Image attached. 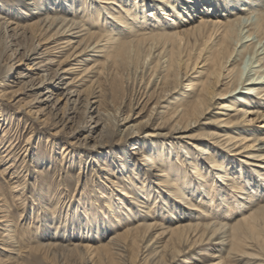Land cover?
<instances>
[{"label": "bare ground", "instance_id": "1", "mask_svg": "<svg viewBox=\"0 0 264 264\" xmlns=\"http://www.w3.org/2000/svg\"><path fill=\"white\" fill-rule=\"evenodd\" d=\"M96 1L100 2L101 9L92 7L91 0H25L22 6H17V3L0 5V76L11 74L15 83H21L23 92L32 96L35 113L50 117V124L61 130L75 120L79 104L83 101L84 118L76 121L69 136L75 138L86 132L83 137L86 140L96 133L92 146H103L102 140L111 130L125 125L121 139L135 140L131 153H135L146 167L142 169L138 165L137 168L135 161L128 164L130 156L117 158L119 164L116 167L120 173L117 171L112 175L108 172L109 176L102 177L105 181L100 179L103 183L100 198L106 210L104 216L91 218L92 210L98 207H90V211L84 207L83 212L88 215L83 222L74 221L72 217L68 221L72 228L70 236L74 231L80 237L88 236L92 233L89 227L92 222L96 229L114 231L113 235L108 242L98 246L85 242L82 245L74 243L73 248L80 246L88 255H94V260L99 259L96 264L106 253L116 254L128 244L133 249L136 245L148 264L180 262L181 257L192 249L198 251L195 260L201 255L205 264H264L262 133L247 139L248 135H243L245 131L238 128L233 130L238 133L228 136L221 131L205 132L206 141L202 136L192 137L197 142L188 143L191 152L185 145L177 147L170 142L145 146L136 140V132L141 128L136 130L129 125L131 116H121L120 107L114 115H109L97 106L99 94L96 93L100 87H94V81L87 85V89L74 87L77 85L74 77L84 80L94 65L100 66V73L112 76L117 84L119 81L125 83L123 79L129 69L141 67L144 72L150 71V78L156 75V82L162 84L161 101L175 93L184 78L189 81L187 93L192 94V100L174 109V118L170 119V131L180 133L178 138L186 137L184 131L199 124L215 99L224 115L229 116L228 111L231 110L237 119L247 114L263 117L264 42L257 45L264 39V13L251 0H197L198 3L196 0ZM85 4L90 5L89 10L83 7ZM115 6L119 7V15L114 14ZM21 11L29 18L24 20L20 17ZM121 12L125 15L122 16ZM169 14H173L172 18ZM82 17L100 19L101 25L112 17L116 23L110 21L111 29L95 34L84 27ZM65 50L68 53L64 59L57 61L56 68L52 69L56 54ZM95 52L98 54L93 55ZM246 53L251 55L249 63H243ZM91 55L96 57L93 64L83 62L92 60ZM35 58L41 59L30 65V60ZM70 58L75 62L71 63ZM66 61L69 62L67 68L64 65ZM201 63V68L206 67L207 73L198 85L199 81L195 83L190 77L193 73H197L195 79L201 76L202 70L197 71ZM22 64L26 65L24 69ZM78 67L81 69L74 77H65ZM217 121L231 122L228 117H218ZM160 133L152 132L150 136ZM256 141L261 143L260 146L256 151L247 152L246 158L231 152L252 149ZM170 148L176 160L180 150L190 158L195 154L196 162L189 166L192 169L182 167L186 155L183 159L179 157V161H183L179 165H169L172 163ZM154 153L160 154L153 157ZM197 154L201 156L197 157ZM148 174L154 181L148 179ZM231 194L241 206L239 211L243 212L239 217L229 219L220 216L211 206L217 201L227 207L231 204L228 201ZM235 195L240 197L235 198ZM79 203L82 206V201ZM203 203L206 206L204 210ZM201 210L205 212L203 216L199 213ZM4 216L3 230L13 231L10 221L6 220L9 215L3 214L0 218ZM43 217L46 221L55 219ZM5 235L11 247L3 250L8 253L18 254L16 250L24 249L29 243V238H26L24 246L20 244L15 248L18 246L15 234L7 232ZM100 236L101 232L97 231L96 237ZM48 246L60 245L50 242ZM106 259L111 261L108 256ZM90 260L93 261L91 256Z\"/></svg>", "mask_w": 264, "mask_h": 264}, {"label": "rangeland", "instance_id": "2", "mask_svg": "<svg viewBox=\"0 0 264 264\" xmlns=\"http://www.w3.org/2000/svg\"><path fill=\"white\" fill-rule=\"evenodd\" d=\"M24 1L0 0V5H15L17 3V6H22ZM251 1L256 2L255 4L259 6L258 9L264 13V0ZM91 3L93 5L92 7L101 9L100 2L91 0ZM196 3H198L197 0ZM89 4H85L83 7H87L89 10V6L91 5ZM114 8L117 9L114 14L119 15L117 12L119 7L115 6ZM11 15L14 16L13 13ZM19 15L24 20L29 18L24 15V11L19 12ZM76 15L80 18L78 13ZM121 15L124 16L125 13L121 12ZM172 16L173 14H169V18H172ZM115 20L109 17L108 22L105 21L101 25L100 19L93 20L89 17L81 19L84 27H88L89 32L95 34H102L105 30L111 29L112 25L110 21L114 22ZM123 20H126V18H123ZM123 35L125 36L127 34H122L121 36ZM26 40L29 42L28 39ZM254 40H256V37ZM263 42L264 39L260 43L258 42L257 47L262 45ZM261 50L262 48L259 51ZM67 53L68 51L66 52L65 50L62 54H56L52 69L56 68L57 61H62ZM97 54L98 52L93 53V55ZM250 56L246 53L243 63H249ZM94 58L96 57L91 55L90 59L92 60L83 62L93 64L92 61ZM40 59H31L29 64L31 65L34 60L39 61ZM68 61L64 63L65 68L69 66ZM71 61V63L75 62L74 60ZM200 65L202 63L198 65L197 71L202 70L201 76L195 79L194 77L197 73H193L190 77L195 83L198 80V85L207 73L206 67L202 69ZM21 67L24 69L26 65L22 64ZM243 67L245 68V64ZM80 69L81 67H78L76 71L68 72L65 77L67 79L74 77ZM149 74L150 71L144 72L141 67H133L124 76L123 80L125 83L119 81L117 84L112 79V76L102 75L100 73V66L95 67L94 65L92 72L84 80L76 78L77 76L74 77V82L77 84L74 87L80 86V89H87V85L94 81V87H100V91L96 93L99 94L97 97L99 100L97 106L109 115H114L117 112L116 109L120 107L121 116L126 114L131 116L129 125H133L136 130L141 128L136 132V138H138L136 140H140L145 146L149 145L153 147L157 144L170 142L172 144L175 143L177 147L185 145L191 152L188 143L192 141L197 142L196 138L192 137L202 136L206 141L207 137L205 132L221 131L228 136L238 133L233 131L238 128L245 131L243 135H248L247 139L257 137L260 133L264 135V129L262 128V125H264V116L255 117L253 114H247L237 119L231 110L228 111L230 112L229 116L224 115L223 110L218 108L220 104H217V102L219 101L215 99L209 105L210 110L204 114V118L200 119L199 124L187 128L184 131L187 134L186 137L178 138L180 133H171L170 131L172 124L170 123L172 122L170 119L173 120L174 118V115L172 116L174 109H179L181 105L189 104L192 100V94L187 93L189 91L187 90L189 81L182 78V83L177 87V91L167 95L168 98H163L164 100L160 101V96L163 94L160 89L162 88V84H158V81L156 82V75L150 78L151 74ZM0 82V216L8 214L9 216H7L6 220L10 221L11 227L14 229L13 231H4L2 224L5 223V216L0 218V264H94V261L96 264L99 259L94 260V255H88L80 246L73 248L74 243L75 245H82L85 242H89V244L98 246L101 243L108 242L114 231L107 229L104 232L102 228L100 230L96 229V226H94L95 223L92 222L89 226L92 229V233H89L88 236L80 237L78 232L74 231L73 237L70 236L72 228L68 226L69 217H72L74 221L82 220L83 222L85 216L87 217L88 215L87 212H83L84 207H87V210L90 211L93 206L98 208L92 210L90 214L91 218L96 216L97 219H100L104 216L106 210L100 198V193L103 191V183L100 182V179L105 181L102 177L109 176L108 172L113 173L112 175L117 171L120 173L121 170L116 167V164L119 162L117 158L120 156H130L128 164L135 161L137 168L138 165H141L142 169L146 168L145 165H142L143 162L137 159V155L133 152L131 153L133 151L131 146L133 143L135 144V140L129 141V139H121V132L124 131L125 125H119L116 130H111L109 135H106L104 138L102 137L103 146H92L96 133L92 136L93 138H87L86 140L83 138L86 132L81 133L79 137H70V129L75 128L76 121H81L84 118L81 109V107L83 108V101L79 104V110L75 115V120L68 124L67 128L61 130L59 127L56 128L50 124V117L47 118V116L41 115L39 112L35 113V104L31 103L32 96L27 92H23L21 83H15L11 74L1 75ZM138 98L139 102L136 103ZM157 99L159 100L156 102ZM262 112L264 113V110ZM218 117L224 119L228 117L231 122L230 124H224V122L219 123L217 121ZM251 117L252 119H250ZM152 132L167 133L168 135L160 133L157 136H150ZM260 144L256 141V145L252 149L241 151L238 149L231 152H237V154L235 153L236 156L246 158L244 155L247 152L256 151ZM169 152L172 158V163H169V165L174 164V166L183 162L179 161L181 160L179 159L180 156L183 159L186 155H184L183 150H180L178 153L179 157L177 156L178 158L176 160V155H174L172 148L169 149ZM156 154L154 153L153 157ZM200 156V154H197V157ZM164 157H162L163 161H165ZM186 157L187 159L182 163V167L187 166L191 170L192 168L189 166L193 162H196L194 161L196 156L194 154V158H190L187 155ZM184 164L186 165L184 166ZM148 179L154 181L153 177L149 174ZM114 189L118 193L116 191L118 188L115 187ZM114 197L117 198V196ZM236 197L240 196L235 195ZM78 200L80 202L82 201V206H80ZM228 201L232 205L229 204L225 207L226 204H218L215 201L211 209L220 216L228 217L229 219L235 216L239 217L243 211H239L241 210V206L233 198V194H231ZM201 205H203L202 210H204L206 207L204 206L205 204L203 203ZM76 206L78 208H75ZM135 208H137L136 205ZM202 210L199 213L203 216L205 212ZM43 216L54 217L55 219L46 221ZM132 223H135V221ZM56 224L59 226H54ZM97 231L101 232L100 237H96ZM7 232H13L15 234L14 238L16 237L18 240V243H16L18 246H15V248L19 247L20 244L24 246L26 238H29L27 239L29 243L25 245L24 249L16 250L19 252L18 254L8 253L3 250L10 249L9 247H11L5 235ZM67 237L71 239L67 240ZM50 242H55L56 245L59 244L60 246H56L57 248L49 247L48 244ZM116 252V254L106 253L100 263L105 261L104 264H148L140 256V249L136 245L135 249H133L132 245L128 244ZM197 252V250L192 249L185 257H181L182 261L174 262V264H186L185 262L188 264H205L201 260V255H198L197 260H195ZM134 255H137L135 259H133ZM90 256L93 258V261L90 260ZM107 256L111 260L110 262L106 261ZM113 256L115 259H112Z\"/></svg>", "mask_w": 264, "mask_h": 264}]
</instances>
